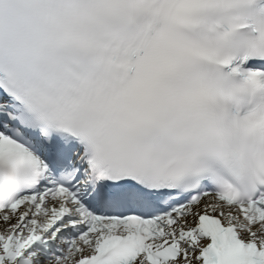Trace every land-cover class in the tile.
Instances as JSON below:
<instances>
[{
	"label": "snow or ice",
	"instance_id": "1",
	"mask_svg": "<svg viewBox=\"0 0 264 264\" xmlns=\"http://www.w3.org/2000/svg\"><path fill=\"white\" fill-rule=\"evenodd\" d=\"M0 264H264V0H0Z\"/></svg>",
	"mask_w": 264,
	"mask_h": 264
}]
</instances>
